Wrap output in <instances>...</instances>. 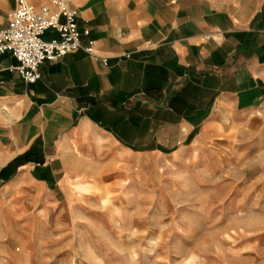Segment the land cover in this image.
I'll use <instances>...</instances> for the list:
<instances>
[{
	"label": "crops",
	"instance_id": "1",
	"mask_svg": "<svg viewBox=\"0 0 264 264\" xmlns=\"http://www.w3.org/2000/svg\"><path fill=\"white\" fill-rule=\"evenodd\" d=\"M19 1L0 0V31ZM68 1L82 46L107 62L78 50L27 84L0 56L4 188L27 181L50 211L86 187L84 164L264 138V0Z\"/></svg>",
	"mask_w": 264,
	"mask_h": 264
},
{
	"label": "rangeland",
	"instance_id": "2",
	"mask_svg": "<svg viewBox=\"0 0 264 264\" xmlns=\"http://www.w3.org/2000/svg\"><path fill=\"white\" fill-rule=\"evenodd\" d=\"M234 140L84 164L50 211L0 181V264H264V138Z\"/></svg>",
	"mask_w": 264,
	"mask_h": 264
},
{
	"label": "built area",
	"instance_id": "3",
	"mask_svg": "<svg viewBox=\"0 0 264 264\" xmlns=\"http://www.w3.org/2000/svg\"><path fill=\"white\" fill-rule=\"evenodd\" d=\"M48 31L56 33L58 38L44 39ZM80 38L68 0H53L50 5L38 8L21 0L8 15L7 28L0 31V56L10 54L18 62L11 71L27 84L41 79L40 67L44 62L58 61L78 50L106 64L107 59L96 55L93 43L83 47Z\"/></svg>",
	"mask_w": 264,
	"mask_h": 264
}]
</instances>
